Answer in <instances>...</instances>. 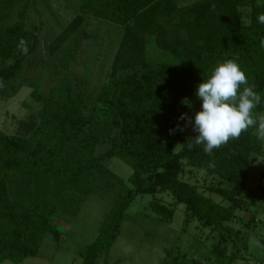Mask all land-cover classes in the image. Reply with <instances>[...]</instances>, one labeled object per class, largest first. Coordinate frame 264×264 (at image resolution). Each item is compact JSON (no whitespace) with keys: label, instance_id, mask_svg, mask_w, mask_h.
Here are the masks:
<instances>
[{"label":"trees","instance_id":"trees-1","mask_svg":"<svg viewBox=\"0 0 264 264\" xmlns=\"http://www.w3.org/2000/svg\"><path fill=\"white\" fill-rule=\"evenodd\" d=\"M50 1L0 0V99L29 86L39 104L16 132L0 128V264L38 256L47 236L60 240L59 224L72 223L91 194L108 197L110 209L81 251L83 264L110 253L129 206L144 194L154 196L160 220L171 221L183 203L185 228L192 221L210 228L212 264L247 259L252 237L264 244V222L254 212L264 206V171L249 185L264 140L250 127L209 156L202 145L188 148L198 135L191 126L170 129L185 124L178 120L184 113L194 121L198 85L228 59L256 84L254 112L264 114V24L257 21L264 0H65L76 15L37 61L45 23L32 10L47 7L58 18ZM46 74L53 83L44 89ZM114 157L132 167L131 186L111 169ZM187 260V252L168 248L161 264Z\"/></svg>","mask_w":264,"mask_h":264},{"label":"rangeland","instance_id":"rangeland-1","mask_svg":"<svg viewBox=\"0 0 264 264\" xmlns=\"http://www.w3.org/2000/svg\"><path fill=\"white\" fill-rule=\"evenodd\" d=\"M196 1L200 0H179L181 5ZM66 2L65 0L50 1L58 18L52 17L47 7L42 10L41 14L32 10L35 21L40 22L42 18L45 23L40 52L35 58L37 61L47 57L46 43L53 41L63 27L76 15L75 10L68 8L69 5L76 6V4L70 1ZM82 41L79 51L84 45V39ZM79 54L84 56L83 52ZM48 74L43 80L44 89L53 83L51 77L54 74ZM31 90V87L25 86L16 96L0 99V128L2 130L9 133L16 132L20 121L28 119L34 109L39 107V104L35 103L30 95ZM24 103L31 106H25ZM181 145L182 141H177L176 150ZM110 166L114 172L126 180L129 186L132 185L128 180L133 173L131 166L117 157L112 158ZM263 171L264 158H261L251 169L249 185H255L258 176ZM195 177L200 183L203 182L204 177L201 172L197 173ZM261 183L264 184V180H261ZM156 197L163 198L167 203L174 200L173 196L167 193H158ZM214 197L216 200H221L219 196ZM153 199V195L144 194L139 195L132 202L128 208L129 216L122 222L120 233L110 253L108 255L105 252L101 253L95 264H161L168 248H174L175 252L177 250L182 253L187 252V264H212L213 259L210 258V251L215 237L211 234L210 228L202 227L197 221H192L185 228V204L183 203L178 204L175 216L171 221L160 220L151 209L150 204ZM109 206L108 197L91 194L72 223L59 224L58 228L62 232L60 240L47 236L41 245L39 255L29 257L19 264H83L84 257L81 251L98 237L99 226L109 211ZM254 212L257 215V220L264 222V206L255 208ZM242 214L248 219L251 213L242 212ZM263 229L261 227L260 231L264 232ZM2 264L15 263L6 260ZM233 264H264V244L256 236L252 237L248 258L238 259Z\"/></svg>","mask_w":264,"mask_h":264},{"label":"clouds","instance_id":"clouds-1","mask_svg":"<svg viewBox=\"0 0 264 264\" xmlns=\"http://www.w3.org/2000/svg\"><path fill=\"white\" fill-rule=\"evenodd\" d=\"M260 24H264V13L257 17ZM264 47V39L261 40ZM18 48L25 55L28 53L27 42L21 38ZM242 91H239L241 89ZM4 87L0 80V88ZM256 84L249 83L245 72L241 69L236 59H228L219 63L210 78L200 83L195 95L202 101L201 110L196 112L194 121L187 113L182 114L178 120L185 121L182 126L177 123L174 131L183 132L191 126L198 135L194 138V144L189 143L188 148L194 145H202L203 151L211 156L214 149L227 145L230 139H238L241 134L250 127H255L257 138L264 140V114L256 115L254 110L261 104V95L255 91ZM185 104L190 105L185 99ZM215 167V162L208 165Z\"/></svg>","mask_w":264,"mask_h":264}]
</instances>
